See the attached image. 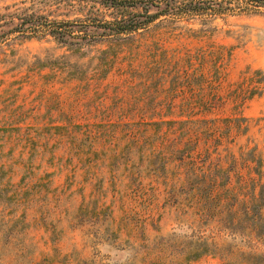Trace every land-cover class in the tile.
<instances>
[{"label":"rangeland","instance_id":"rangeland-1","mask_svg":"<svg viewBox=\"0 0 264 264\" xmlns=\"http://www.w3.org/2000/svg\"><path fill=\"white\" fill-rule=\"evenodd\" d=\"M15 38L0 264H264V9L163 16L80 52Z\"/></svg>","mask_w":264,"mask_h":264},{"label":"trees","instance_id":"trees-1","mask_svg":"<svg viewBox=\"0 0 264 264\" xmlns=\"http://www.w3.org/2000/svg\"><path fill=\"white\" fill-rule=\"evenodd\" d=\"M96 5L112 11L114 21L95 17ZM15 6L14 13L0 14V43L12 35L25 40L51 37L59 45L80 52L83 46L101 42L103 38L145 29L163 16L214 19L257 15L264 9V0H24ZM152 10L156 13H151ZM72 14L82 17L72 20ZM141 14H144L142 21L133 19Z\"/></svg>","mask_w":264,"mask_h":264}]
</instances>
